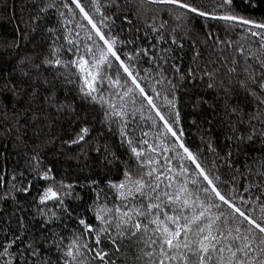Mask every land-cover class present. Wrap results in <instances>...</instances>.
Segmentation results:
<instances>
[{"label": "snow or ice", "instance_id": "6c2138e0", "mask_svg": "<svg viewBox=\"0 0 264 264\" xmlns=\"http://www.w3.org/2000/svg\"><path fill=\"white\" fill-rule=\"evenodd\" d=\"M0 264H264V0H0Z\"/></svg>", "mask_w": 264, "mask_h": 264}, {"label": "trees", "instance_id": "16d2710c", "mask_svg": "<svg viewBox=\"0 0 264 264\" xmlns=\"http://www.w3.org/2000/svg\"><path fill=\"white\" fill-rule=\"evenodd\" d=\"M108 89H107V85H105V91H107Z\"/></svg>", "mask_w": 264, "mask_h": 264}]
</instances>
